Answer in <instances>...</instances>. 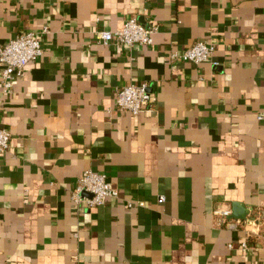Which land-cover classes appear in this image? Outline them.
Returning a JSON list of instances; mask_svg holds the SVG:
<instances>
[{
  "label": "crops",
  "instance_id": "0c3cea01",
  "mask_svg": "<svg viewBox=\"0 0 264 264\" xmlns=\"http://www.w3.org/2000/svg\"><path fill=\"white\" fill-rule=\"evenodd\" d=\"M133 16L152 44L97 40ZM27 31L44 53L0 86V264H264V0H0V44ZM199 40L219 66L167 63ZM131 82L154 94L138 115ZM88 169L119 198L81 209ZM235 202L256 225L220 220Z\"/></svg>",
  "mask_w": 264,
  "mask_h": 264
},
{
  "label": "built area",
  "instance_id": "2783aa9c",
  "mask_svg": "<svg viewBox=\"0 0 264 264\" xmlns=\"http://www.w3.org/2000/svg\"><path fill=\"white\" fill-rule=\"evenodd\" d=\"M158 25H146L137 16L130 17L123 26L112 30H101L97 33V40L103 44L121 45L131 48L135 45H150L154 42ZM42 33H50L49 27H44ZM217 44L214 41L199 40L182 51L172 50L167 57V63L187 61L199 64L210 61L213 66H219L220 61L215 58ZM44 53L41 35L38 32L27 31L10 39L7 43L0 44V86L4 94L13 92L15 82L22 77L29 63L36 61ZM153 92L148 82L123 85L117 90L116 104L120 111L138 115L149 109ZM11 143V132L0 125V155L7 152ZM108 197L119 198V189L114 186L107 174L91 169L85 170L78 179V186L72 194V198L81 209L102 206ZM160 201H165V196H159ZM143 206L144 202L129 201L126 207ZM216 214L232 228L238 225L254 224V221L246 218L229 219L231 210H218ZM256 225V224H254ZM264 239V230L257 232ZM248 248L246 243L242 244ZM232 246V245H230Z\"/></svg>",
  "mask_w": 264,
  "mask_h": 264
},
{
  "label": "water",
  "instance_id": "95a60500",
  "mask_svg": "<svg viewBox=\"0 0 264 264\" xmlns=\"http://www.w3.org/2000/svg\"><path fill=\"white\" fill-rule=\"evenodd\" d=\"M249 213V210L244 207L241 203H233V210L231 216L237 219H245Z\"/></svg>",
  "mask_w": 264,
  "mask_h": 264
}]
</instances>
